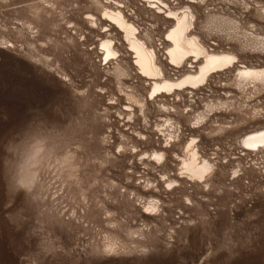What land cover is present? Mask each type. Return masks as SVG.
I'll list each match as a JSON object with an SVG mask.
<instances>
[{
    "label": "rangeland",
    "instance_id": "1",
    "mask_svg": "<svg viewBox=\"0 0 264 264\" xmlns=\"http://www.w3.org/2000/svg\"><path fill=\"white\" fill-rule=\"evenodd\" d=\"M162 1L0 0V264H264V148L241 144L264 127V83L236 76L264 67V0ZM186 6L191 34L239 62L197 98L152 97L104 13L121 10L178 78L188 63H169L164 12ZM192 137L214 164L205 182L181 178Z\"/></svg>",
    "mask_w": 264,
    "mask_h": 264
},
{
    "label": "bare ground",
    "instance_id": "2",
    "mask_svg": "<svg viewBox=\"0 0 264 264\" xmlns=\"http://www.w3.org/2000/svg\"><path fill=\"white\" fill-rule=\"evenodd\" d=\"M148 1L152 3V0ZM157 1L167 6L162 0ZM156 7L161 9V6L157 5ZM163 11L164 10H162V12ZM164 13L167 14L169 19L174 20L173 26L167 34V40L170 42L166 48L169 63L178 67L184 63H188V69L178 78H171L165 73L166 70L158 63V55L154 50L155 48L153 50L146 48L144 43L136 35L137 29L135 25L125 18L121 10H107L104 14L125 34L130 48L135 53L134 64L138 66L139 72L152 80L150 96L172 94L176 91L178 92L179 90L190 88L189 91H186L189 98H197L199 95L198 88L205 85L204 83L212 74L233 67L239 62L238 57L232 52L212 51V48L210 49L206 46L198 35L191 34L194 14L190 6H186L182 12L169 9ZM102 49L105 55L104 60L115 58L118 55V50L113 46V41L110 39H106L102 42ZM244 64L238 67L236 74L240 85L248 83L254 84L256 82L264 83V67L257 68ZM215 108L216 105L213 103L206 104L205 110L197 115V121L193 127H198V123L207 117L206 112H211ZM167 123L168 128L166 130H168L170 139H167L166 143L167 146H169L172 138L175 137L173 135L174 133H172L174 130L172 118H168ZM176 129L180 131V129ZM159 131L161 132V130ZM163 134L167 136L165 132ZM196 142L197 138L192 137L185 147V155L183 157L177 155V158L181 161V173L186 174L185 176H181V178L188 177L190 181L205 182L207 176L213 171L214 164L209 159L200 156ZM241 144L243 145L242 147H246L250 150L264 148V127L251 132L248 131L242 138ZM165 154V151L156 150L153 152L154 158L158 161L165 158ZM168 179L169 186L177 182L175 179ZM156 208L157 201L155 199L149 201L148 209Z\"/></svg>",
    "mask_w": 264,
    "mask_h": 264
}]
</instances>
